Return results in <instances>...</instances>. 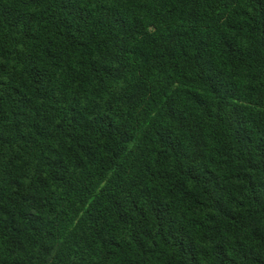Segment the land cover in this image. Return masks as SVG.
I'll return each mask as SVG.
<instances>
[{"label":"trees","instance_id":"trees-1","mask_svg":"<svg viewBox=\"0 0 264 264\" xmlns=\"http://www.w3.org/2000/svg\"><path fill=\"white\" fill-rule=\"evenodd\" d=\"M0 264H264V0H0Z\"/></svg>","mask_w":264,"mask_h":264}]
</instances>
